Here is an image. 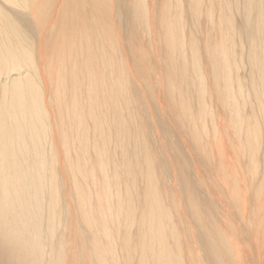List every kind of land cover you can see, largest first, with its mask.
<instances>
[{
  "label": "bare ground",
  "instance_id": "6f19581e",
  "mask_svg": "<svg viewBox=\"0 0 264 264\" xmlns=\"http://www.w3.org/2000/svg\"><path fill=\"white\" fill-rule=\"evenodd\" d=\"M0 264H264V0H0Z\"/></svg>",
  "mask_w": 264,
  "mask_h": 264
}]
</instances>
